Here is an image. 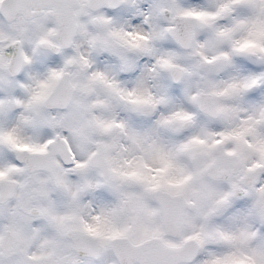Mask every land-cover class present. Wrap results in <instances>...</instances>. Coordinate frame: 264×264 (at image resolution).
<instances>
[{"label": "snow or ice", "instance_id": "6c2138e0", "mask_svg": "<svg viewBox=\"0 0 264 264\" xmlns=\"http://www.w3.org/2000/svg\"><path fill=\"white\" fill-rule=\"evenodd\" d=\"M0 264H264V0H0Z\"/></svg>", "mask_w": 264, "mask_h": 264}]
</instances>
